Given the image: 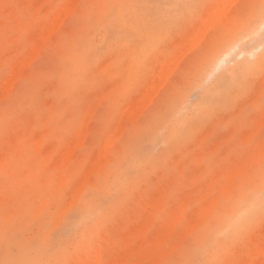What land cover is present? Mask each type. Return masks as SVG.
<instances>
[{"label": "rangeland", "instance_id": "rangeland-1", "mask_svg": "<svg viewBox=\"0 0 264 264\" xmlns=\"http://www.w3.org/2000/svg\"><path fill=\"white\" fill-rule=\"evenodd\" d=\"M158 1L0 0V264H156L165 236L158 264H264V60L237 69L264 51L246 30L264 0Z\"/></svg>", "mask_w": 264, "mask_h": 264}, {"label": "bare ground", "instance_id": "bare-ground-1", "mask_svg": "<svg viewBox=\"0 0 264 264\" xmlns=\"http://www.w3.org/2000/svg\"><path fill=\"white\" fill-rule=\"evenodd\" d=\"M67 1H68V0H67ZM70 1H72V0H70ZM177 1H178V0H159V1L157 2V6H158L159 8H162V9H163L165 6L168 7V4H171V6H172V5L176 6V5H178ZM199 1H200V0H199ZM204 1L206 2V0H204ZM218 1H219V0H218ZM223 1H224V0H223ZM223 1H220V2L222 3V5H223L224 3H226V2H228V3H226V4L228 5L229 2H231V0H227V1H224V2H223ZM234 1H237V0H234ZM74 2H77V1H74ZM74 2H72V3L75 4ZM69 3H71V2H69ZM69 3L67 2V3H66L67 5H66V6L64 5V6L62 7V9H60V10L63 11V10L66 9V7L68 6V8H70V9H69V10L67 9V10H68V12L70 13L71 10L73 9V6H70V7H69ZM214 3H215V2H214ZM231 3H232V5H233V0H232ZM209 4H210V3H209ZM216 4H218V5L220 6V3H216ZM71 5H72V4H71ZM75 6H76V5H75ZM71 7H72V8H71ZM221 7H223V6H221ZM63 8H64V9H63ZM74 8H75V7H74ZM214 8H215V7H214ZM60 10H59V11H60ZM67 10H66V12H65V10H64L63 12L61 11V13H63V16L60 14V15L63 17L64 20H65V15L67 14ZM230 10H231V7H230V6H227V7L221 8L220 11H218V10L216 11V8H215V12H212V11H211L212 14H209V15H212V17H211V16H209V17H211V19H213L215 13H216V15H218V16H220V17H224L225 15L228 14L227 12L230 11ZM143 11H144V9H143ZM206 11H207V10H206ZM206 11H205V12H206ZM64 12H65V14H64ZM226 13H227V14H226ZM55 14H56V13H55ZM60 15L58 14L57 17L60 16ZM142 15H143V17H144V13H143V12H142ZM206 15H207V14H206ZM206 15H203V17H206ZM39 16H40V15H39ZM54 16H55V15H54ZM66 16H67V15H66ZM218 16H217L216 18H218ZM62 17H61V18L59 17V18L62 19ZM141 17H142V16H141ZM135 18H136V17H135ZM60 19H56V18H55V19L53 20V23H56L55 20H56L57 22H59ZM132 20H133V18H132ZM201 21H203V20H201ZM201 21H200V22H201ZM60 22H63V21L61 20ZM195 22H196V21H195ZM203 22H204V21H203ZM208 22H211V24L214 23V21H211L210 19L208 20ZM208 22H207V23H208ZM207 23H206V21H205L204 28H206L205 25H206ZM263 23H264V2H262L261 5L256 9L255 13H254L253 16L251 17V19H250V21H249V23H248V25H247V27H246V30L248 31L249 34H252V35L254 34L253 36H257V35H255V33H257L258 35H260L262 32L260 31V33H259V30H261V29L263 28V26H264ZM39 24H40V23H39ZM60 24H61V23L58 24V27H59ZM209 24H210V23L207 24L208 27H209V28L207 27V30L210 29V25H211V24H210V25H209ZM147 25H148V24H147ZM262 25H263V26H262ZM53 26H54V24H53ZM153 26H154V25H153ZM213 26H215V25H211V27H213ZM261 26H262V28H261ZM55 27H56V29H57L56 24H55ZM51 28H53V30H54V27H51ZM192 28H193V27H192ZM83 29H84V28H83ZM191 30H192V29H191ZM202 30H204V29L202 28ZM39 31H40V30H39ZM41 31H42V30H41ZM45 31H47V30H45ZM243 31H245V30H243ZM42 32H43V31H42ZM84 32H85V31H84ZM131 32H132V31H131ZM201 32H202V31H201ZM40 34H41V33H40ZM202 34H203V32H202ZM152 36H153V35H152ZM154 36H155V35H154ZM200 36H201V35H200ZM203 36H204V35H203ZM248 37H249V36H248ZM248 37H247V38H248ZM251 37H252V36H251ZM43 38H44V37H43ZM151 38H152V37H151ZM201 38H202V37H201ZM260 38H261V37H260ZM197 39H198V38H196V39L194 40V41H195V44H196V42H197V41H196ZM244 39H245V38H244ZM39 40H40V39H39ZM260 40H261V39H260ZM198 41H199V40H198ZM241 41L243 42V40L241 39V40L239 41V45L236 44L238 47H240V46L242 47V45H240V42H241ZM261 41H263L262 43H264V36H263V40H261ZM81 42H82V41H81ZM199 42H200V41H199ZM199 42H198V44H199ZM38 43H39V42H38ZM192 43H194V42H192ZM192 43H191V44H192ZM189 44H190V43H189ZM195 44H192V46L194 47ZM259 44H260V43H259ZM259 44H258V45H259ZM37 45H38V44H37ZM236 45H234V47H235ZM262 45H264V44H262ZM262 45H261V46H262ZM35 46H36V45H35ZM188 46H189V45H188ZM196 46H197V45H196ZM37 47H39V46H36V48H37ZM193 47H192V48H193ZM241 47H240V48H241ZM34 48H35V47H34ZM242 48H243V47H242ZM242 48H241V49H242ZM258 48H259V46H258L257 48H254V50H255V51H254L255 55H257L258 51H260V49H261V47H260L259 49H258ZM38 49H39V48H37L36 50L38 51ZM40 49H41V48H40ZM187 49H188V47H187ZM189 49H190V48H189ZM233 49H236V47L233 48ZM257 49H258V50H257ZM36 50H35V51H36ZM231 50H232L231 47H229L228 45H224V46L220 49V51L214 53V55H213V56L207 61V63H206L205 66H204V70H205V72H204V73H205V78L210 79L211 76H213L214 73H216L217 71H220L219 69H222L223 67H225L226 63L231 62L230 64H232V60L230 61L229 59L232 58L233 56H235L234 53H233V52H235V51L233 50V52H232ZM237 50H238V48L236 49V51H237ZM252 50H253V49H252ZM39 51H40V50H39ZM39 51H38V53H39ZM187 51H188V50H187ZM256 51H257V53H256ZM231 52L233 53V54H232L233 56H231V54H230ZM237 52H238V51H237ZM243 52L245 53V51H243ZM35 53H36V52H35ZM35 53H34V54H35ZM188 53H189V51H188ZM241 53H242V52H241ZM241 53H238V54H241ZM252 53H253V52H252ZM32 54H33V52H32ZM34 54H33V55H34ZM181 54H182V53H181ZM245 54H247V53H245ZM249 54H250V53H249ZM249 54H247V55H249ZM28 56L30 57V55H28ZM36 56H37V54H36ZM177 56H178V55H177ZM228 56H229V57H228ZM236 56H237V55H236ZM249 56L252 57V55H249ZM31 57L33 58V56H31ZM253 57H254V54H253ZM178 58H180V57H178ZM254 58H255V57H254ZM106 59H107V58H106ZM170 59H171V58H170ZM175 59H176V58H175ZM33 60H34V59H33ZM173 60H174V59H173ZM178 60H179V59H178ZM178 60H177V61H178ZM181 60H182V59H181ZM226 60H229V61L226 62ZM263 60H264V51L262 52V54L260 55L259 59L257 60V61H258L257 63L244 62V63L240 64V65L238 66L237 69H238L239 71H241V72H240L241 75L244 74L245 72H253V71L255 70V67L257 66V64H258V63L260 64L261 62H263ZM22 61H23V60H22ZM27 61H28V57H27ZM23 62L25 63L26 60H24ZM30 62H31V61H28V64H30ZM170 62H172V61H170ZM26 63H27V62H26ZM168 63H169V62H168ZM166 64H167V63H166ZM169 64H170V63H169ZM169 64L166 65V66H169ZM171 64H172V63H171ZM171 64H170V65H171ZM173 64H174V63H173ZM176 65H178V64H176ZM26 66H28V65L26 64ZM166 66H165V67H166ZM173 66H174V65H173ZM168 68H171V66H169ZM173 68H174V67H173ZM175 68H176V66H175ZM103 69H104V68H103ZM171 69H172V68H171ZM223 69H224V68H223ZM167 70L169 71V69H167ZM167 70L162 69V71H164V76H165V71H166V74L168 73ZM172 70H173V69H172ZM225 70H227V71H224V72L222 73V75L218 78L217 83L215 82L211 87H209V88L206 90V94H208L209 97L214 98V99H218V98H220V97H218V96H221L220 93H222V90L225 89V90H223V92L225 91V93H226V89H229L230 85H231V84L233 83V81H234L233 78H234L235 76H239V74H238V73H237L238 75L235 74V71L232 70V69H225ZM110 71H111V70H110ZM215 71H216V72H215ZM160 73H161V72H160ZM160 73H158V74H160ZM16 74H17V73H16ZM168 74H169V73H168ZM170 74H171V73H170ZM160 76H162V74H161ZM167 76H169V75H167ZM159 78H161V77H159ZM223 78H225V79H223ZM237 78H238V77H236L235 79H237ZM13 79H16V78H13V77H12V80H13ZM123 79H124V78H123ZM162 79H163V78H162ZM162 79H159V82H160V83H158V82L156 83V82L153 81L154 84H155V83L158 84V85L160 84V85L157 87L158 90H159V87H162V85H163V84H161V83H162V82H161ZM226 79H228V80L226 81ZM157 80H158V75H157V78H155V81H157ZM163 80H164V79H163ZM206 80H207V79H206ZM210 80H211V79H210ZM245 81H246V80H245ZM7 82H8V81H7ZM163 82H164V81H163ZM203 82H205V81H203ZM247 82H248V81H247ZM13 83H14V82H13ZM13 83H12V84H13ZM151 83H152V82H151ZM164 83H165V82H164ZM154 84H150V85H152V86H150V88L152 87V90H153L154 86H155V89H156V85H154ZM10 85H11V82H10ZM153 85H154V86H153ZM253 85H254V84H253ZM256 87H257V86H256ZM6 88H7V87H6ZM258 88H259V87H258ZM10 89H11V88H9V90H10ZM143 89H144V88H143ZM148 89H149V88H148ZM7 91H8V90H7ZM142 91H143V90H142ZM150 91H151V90L148 91V94H150ZM3 92H5V91H3ZM155 92H156V90H155ZM156 93H157V92H156ZM156 93H155V94H156ZM5 94H6V92H5ZM100 94H101V93H100ZM100 94H99L98 96L101 97ZM148 94H146V95H148ZM151 95H152V94H151ZM139 96H140V95H139ZM143 96H144V95H143ZM152 96H153V95H152ZM152 96H151V97H152ZM154 96H155V95H154ZM154 96H153V97H154ZM100 97H99V100H100ZM153 97H152V98H153ZM217 97H218V98H217ZM152 98H150V99H152ZM143 99H144V97H143ZM143 99L141 98L142 101H143ZM146 99L148 100L147 97H146ZM141 100H140L139 102H141ZM100 101H102V99H101ZM149 101H152V100H149ZM256 101H257V100H256ZM100 103H101V102H100ZM146 103H147V102H146ZM149 103H150V102H149ZM254 103H255V102H254ZM95 104H96V103H95ZM138 104H139V103H138ZM144 104H145V103H144ZM141 105H143V104H141ZM147 105H148V104H146V107H147ZM93 106H94V105H93ZM97 106H98V105H97ZM97 106H95V107H97ZM95 107H94L93 109H95ZM143 107L145 108V106H143ZM143 107H141V109H142ZM90 110H91V109H90ZM95 110H96V109H95ZM93 112H94V111H93ZM93 112L90 113V111H89L88 114L92 115ZM92 116H93V115H92ZM138 116H139V115H138ZM86 117H89V116H86ZM122 118H123V117H122ZM135 118H136V120H137V116H136ZM88 119H89V118H88ZM261 119H264V118H263V115H262V118H261ZM121 120H122V119H121ZM259 120H260V118H259ZM126 121H128V120H126ZM256 121H257V119H256ZM261 121H263V120H261ZM261 121H260V122H261ZM120 122H121V121H120ZM134 122H135V120H134ZM127 123H128V122H127ZM135 123H136V122H135ZM258 123H259V121L257 122V125H258ZM263 123H264V122H263ZM260 124H261V123H260ZM260 124H259V125H260ZM86 125H87V124H85V122H84V124H83L82 127H84V126L86 127ZM92 125H93V124H92ZM123 125H124L123 127L125 128V125H126L125 122H124ZM119 126H120V127H118V128H121V123L119 124ZM255 126H256V125H255ZM89 127H90V126H89ZM257 127L259 128V126H257ZM258 128H257V129H258ZM84 129H86V131L84 130V132H85V134H86V132L89 131V130H88L87 128H84ZM91 129H92V128H91ZM257 129L255 128L256 132L258 131ZM82 130H83V129H82ZM115 130H116V129H115ZM115 130H113V131H115ZM123 130H124V129H123ZM123 130H121V131H123ZM113 131H112V133H115V132H116V131H115V132H113ZM251 131H252V130H251ZM118 132H119V131H118ZM254 132H255V131H254V129H253V134H254ZM82 133H83V132H81V134H82ZM152 133H153V132H152ZM253 134H252V135H253ZM82 135H83V134H82ZM82 135H81V136H82ZM115 135H118V134L115 133ZM120 135H121V133H120ZM120 135H119V136H120ZM252 135H251V136H252ZM81 136H80V137H81ZM112 136H114V134H113V135L111 134V137H112ZM82 137H83V136H82ZM82 137H81V138H82ZM225 137H226V136H225ZM81 138H79V139H81ZM85 138H86V135H85ZM115 138H116V137H115ZM79 139H78V140H79ZM109 139L111 140V139H114V138H113V137L110 138V135H109ZM117 139H118V136H117ZM117 139H116V140H117ZM39 140H40V139H39ZM83 140H84V139L82 138L81 141H83ZM75 141H76V140H75ZM112 141H113V140H112ZM263 141H264V140H263ZM36 142H37V141H36ZM69 142H70V141H69ZM77 142H78V143H77L78 145H82V143H83V142L80 143V140L77 141ZM106 142H107V139H106ZM106 142H104L105 144H103V145H107ZM79 143H80V144H79ZM108 143H112V144H113L114 142H108ZM255 143H256V141H255ZM260 143H261V142H260ZM263 143H264V142H263ZM263 143H262L261 145H263ZM72 144H73V143H71V145H72ZM103 145H102V146H103ZM110 145H111V144H108L107 146H110ZM107 146H103L102 148L104 149V147H105V149H106ZM258 146H259V145H258ZM102 148H101V149H102ZM255 148L259 149V147H255ZM73 149H75V148H73ZM73 149H72V150H73ZM105 149H104V150H105ZM263 149H264V148H263ZM104 150H103V151H104ZM108 150H109V147H107V149H106L105 151L107 152ZM110 150H111V148H110ZM250 150H252V148H251ZM259 151H261V147H260ZM262 151H263V150H262ZM262 151L260 152L261 154L264 153V152H262ZM101 152H102V150L100 151V153H101ZM250 152H251V151H250ZM253 152H254V153H252V154L255 155V153L258 152V150H257V151H253ZM258 153H259V152H258ZM258 153H256V156L258 155V158H259V156H260L261 154L259 155ZM252 154H251V155H252ZM102 155H103V154H101V156H102ZM107 155H108V154H107ZM251 155H250V156L247 155V156L249 157L248 160H250ZM253 155H252V157H253V158H254V157L256 158V156H253ZM262 155H263V154H262ZM101 156H100V158H101ZM102 157H103V156H102ZM244 157H245V156H244ZM253 158H251V159L254 161ZM245 160H246V159L244 158V161H245ZM252 160H250V163H251ZM253 161H252V162H253ZM256 161H258V159H256ZM237 162H238V161H237ZM241 162H242V160H241ZM248 162H249V161L246 160V161L244 162V164L247 163V165H248V167H249V163H248ZM103 164H104V163H103ZM237 164H238V163H237ZM241 164H242V165H241ZM244 164H243V163H240L241 166H243ZM245 165H246V164H245ZM250 165H251V164H250ZM103 166H104V165H103ZM241 166H240V167H241ZM233 167H234V166H233ZM238 167H239V166H238ZM240 167L237 169V172H240V171H241V172H245V169H243V168H244V167L247 168V167L244 166V167L242 168L244 171H243V170H240ZM234 168H235V170H236L237 166L234 167ZM87 170H88V169H87ZM231 171H232V172H229V173H231V175H229L230 177H228V175H227V177L233 179V178L235 177V176L233 175V174L235 173V171H234L233 168H232ZM233 171H234V173H233ZM87 173H88V172H87ZM91 173H92V172L88 173V175L91 174ZM232 173H233V174H232ZM160 174H161V172H160ZM237 174L239 175L240 173H237ZM86 176H87V174H86ZM231 176H233V178H232ZM213 177H214V176H213ZM87 178H88V177H87ZM215 178H216V177H215ZM89 179H90V176H89L88 180H89ZM117 179H118V178H117ZM231 179H230V180H231ZM215 180H216V179H215ZM225 180H226V179H225ZM227 180H228V179H227ZM117 181H118V180H117ZM216 181H217V180H216ZM229 182H230V181H228L227 183H229ZM96 186H97V185H96ZM232 186H234V185H232ZM223 187H224V185H223ZM223 187H222V190L227 189V188H228V192L231 190V189H230L231 187H230V188H229V187H224V189H223ZM82 189H83V188H82ZM229 189H230V190H229ZM159 193H160V192H159ZM159 193H158V194H159ZM221 193L223 194L224 191L221 192ZM202 194H203V193H202ZM78 196H79V195H78ZM215 196L217 197V196H218V193H217ZM215 196H214V199H215ZM220 196H221V195L219 194V196H218L219 199H220ZM157 197L160 198V197H161V194H160V197H159L158 195H157ZM156 199H157V198H156ZM214 199H213V198H212V200L209 199V201H216V203H217V202H218V201H217L218 199H217V198H216V200H214ZM67 200H68V199H67ZM75 201H76V200H75ZM244 201H245V200H244ZM244 201H243V202H244ZM160 202H161V201H160ZM187 202H189V201H187ZM214 203H215V202H214ZM214 203L212 202L211 204L214 205ZM70 204H71V203H70ZM183 204L186 205V202L184 201ZM144 205H145V204H144ZM157 205H158V204H157ZM180 205H182V204H180ZM204 205H205V204H204ZM206 205L209 206V208H208V209L206 208V209L204 210V212H205V211L208 212V210L211 209L210 206H213V205H210V203H209V205H208V203H207ZM158 206H159V205H158ZM158 206H157V207H158ZM157 207H156V208H157ZM181 207L184 208L185 206L183 205V206H181ZM181 207H180V209H181ZM150 209H151V208H150ZM201 209H202V208H201ZM67 210H68V209H67ZM151 210H152V209H151ZM177 210H179V209H177ZM154 211H155V210H154ZM179 211H180V210H179ZM181 211L184 213V210H181ZM181 211H180V213L178 212V214H180V215H177V214H176L177 211H176L175 213L173 212L174 214L177 215V219H178V217H181V216H182L183 213H182ZM63 212H64V209H63ZM241 213H242V212H241ZM63 214H64V213H63ZM174 214H173V216H174ZM242 214H243V213H242ZM246 214H247V213H246ZM202 215H203V214H202ZM59 216H60V215H59ZM62 216H63V215H62ZM173 216H171V217H172L173 219H176L175 216H174V217H173ZM189 216H190V215H189ZM59 218H60V217H59ZM62 218H63V217H62ZM62 218H61V220H62ZM172 218H171V219H172ZM56 219H57V218H56ZM59 220H60V219H59ZM59 220H58V221H59ZM192 220H194V219H192ZM169 221H171V220H169ZM186 221H187V220H186ZM177 222H178V220H177ZM190 222H191V220H190ZM190 222H188V223L191 225L190 229H189V226H190L189 224H188V226L186 227L187 229H185V227H184L185 230H184V233H183V234H185V235H186V234L189 235V233L191 232L190 230H191L192 227H193L192 224H191L192 222H191V223H190ZM170 223H172V222H169V224H170ZM169 224H168V225H169ZM56 225H57V224H56ZM193 225H194V224H193ZM195 225H196V224H195ZM242 226H245V224H244V225L242 224ZM159 227H160V226H159ZM161 227H162V226H161ZM167 227H168V226H167ZM167 227H166V228H167ZM170 228H171V224H170ZM172 228H173V227H172ZM139 229H140V228H139ZM188 229H189V230H188ZM46 230H47V229H45V231H46ZM159 230H160V229H159ZM170 231H171V230H170ZM170 231L168 230V232H170ZM187 231H188V232H187ZM189 231H190V232H189ZM166 232H167V231H166ZM166 232H165V234H166ZM155 233H156V232H155ZM183 234H182V236H183ZM161 235H162V234H161ZM161 235H159L158 238L161 239ZM163 235H164V234H163ZM167 235H168V234H167ZM185 235H184V239H186V238H185ZM188 235H187V236H188ZM48 236H49V235H48ZM156 236H157V235H156ZM42 237H43V236H42ZM162 237H164V236H162ZM165 237H166V236H165ZM165 237H164V240L161 239L162 241L158 239L160 242L158 241V243H159L158 246L156 245L157 247H155V248L153 249V251H155V252H154V254H153L152 256L154 257V258H153V261H155L154 263H156V264H158V260H157L158 258H157V256H156V255H157V252H156V251H158V249L160 248V244L164 245V244H163V243H164L163 241L166 240ZM43 238L45 239V235H44ZM150 238H151V237H150ZM153 239H155V238H153ZM184 239H183V240H184ZM149 241H150V239H149ZM255 241H256V240H255ZM257 241H258V240H257ZM162 242H163V243H162ZM182 242H183V241H181V243H182ZM140 243H141V242H140ZM164 246H165V245H164ZM152 247H154V246H152ZM171 247H174V246H171ZM175 247H177V246H175ZM175 247H174V249H175ZM174 249H173L172 251H174ZM98 250H99V248H98ZM99 251H100V250H99ZM163 251H165V250H163ZM170 251H171V250H170ZM172 251H171V252H172ZM147 253H148V252H146L145 254H147ZM158 253H159V252H158ZM162 253H163V252H162ZM162 253H161V254H162ZM143 254H144V253H143ZM161 254H159V255H161ZM163 254H164V253H163ZM163 254H162V255H163ZM144 256H145V255H144ZM142 257H143V255H142ZM159 257L163 258L162 256H159ZM139 258H141V257H139ZM141 259H142V258H141ZM143 259H144V257H143ZM31 260H32V259H31ZM122 260H123V259H122ZM125 260H126V259H125ZM125 260H124V261H125ZM156 260H157V261H156ZM161 260H162V259H161ZM161 260H160V261H161ZM27 261H28V259H27ZM137 261H138V260H137ZM139 261H141V260H139ZM139 261H138V262H139ZM142 261H143V260H142ZM142 261L140 262V264H144V263H143L144 261H143V262H142ZM30 262H31V261H30ZM98 262H99V261H98ZM115 262H116V261H115ZM117 262H118V263L120 262L119 264H121V261H117ZM122 262H123V261H122ZM113 264H117V263H113ZM122 264H123V263H122ZM132 264H134V262H133ZM136 264H137V263H136ZM138 264H139V263H138Z\"/></svg>", "mask_w": 264, "mask_h": 264}]
</instances>
